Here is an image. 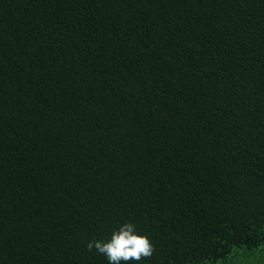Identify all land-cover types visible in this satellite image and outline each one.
I'll use <instances>...</instances> for the list:
<instances>
[{
    "label": "trees",
    "instance_id": "16d2710c",
    "mask_svg": "<svg viewBox=\"0 0 264 264\" xmlns=\"http://www.w3.org/2000/svg\"><path fill=\"white\" fill-rule=\"evenodd\" d=\"M125 222L127 264L264 263V0H0V264Z\"/></svg>",
    "mask_w": 264,
    "mask_h": 264
},
{
    "label": "clouds",
    "instance_id": "9594fccd",
    "mask_svg": "<svg viewBox=\"0 0 264 264\" xmlns=\"http://www.w3.org/2000/svg\"><path fill=\"white\" fill-rule=\"evenodd\" d=\"M86 247L88 251L95 249L96 252L104 255L109 264L141 261L150 258L155 250L148 236L139 234L136 225L132 222L121 224L118 229L113 230L107 240H90Z\"/></svg>",
    "mask_w": 264,
    "mask_h": 264
},
{
    "label": "rangeland",
    "instance_id": "374dc122",
    "mask_svg": "<svg viewBox=\"0 0 264 264\" xmlns=\"http://www.w3.org/2000/svg\"><path fill=\"white\" fill-rule=\"evenodd\" d=\"M247 264H252L251 262H248ZM261 264H264L263 262H261Z\"/></svg>",
    "mask_w": 264,
    "mask_h": 264
}]
</instances>
